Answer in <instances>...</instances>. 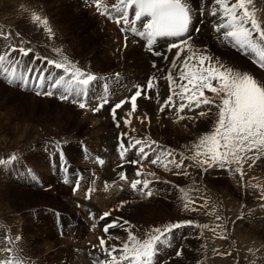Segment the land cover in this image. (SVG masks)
<instances>
[{"label":"bare ground","instance_id":"obj_1","mask_svg":"<svg viewBox=\"0 0 264 264\" xmlns=\"http://www.w3.org/2000/svg\"><path fill=\"white\" fill-rule=\"evenodd\" d=\"M43 1L44 0H39L38 4H32L29 6L27 4V3H29V0H17V1L13 0L11 4H13L14 7L16 6L15 8H19L20 6H22L21 4H23V7L21 8V10H22V13L26 16V22L25 23H27L29 28L31 27L32 29H35L39 33V36H42V39H44V42L46 41L47 45H44V46H48V48L40 49L39 47L38 48L34 47L35 48V56H38L41 59H44L45 63L41 64L39 66L37 63H39L40 61L36 60L35 64L33 65L34 67H37V68L40 67V69L47 68L48 71L44 73L46 78H50V79L52 78V82H53V79L55 77L59 79V77L62 74L65 75L64 69H56L54 67V65H51V66L47 65L46 60L51 59L57 63H64V64L68 65L73 70L75 68H80L81 71L94 74L97 77H99V79H102V78L106 79L107 77L114 75L113 76L114 80L113 79L110 80L108 92L102 94V96H105V95L109 96L111 104H114L115 101H118L127 95L125 91L131 83L133 85L132 90H133L134 86H136V85L146 86V81L151 76H155L156 82L158 85L157 91H159V93H160L159 103H157L155 99H152V100L140 99V100H138L139 109H138L137 113H134L133 116L131 117L132 124L130 126H127V127L124 126L123 124H121L120 128L116 127V124L114 123L111 114L108 113L109 109L106 106L100 112H93V111L89 110L88 107H86L85 109H83V112L80 116L81 118H79L78 120H76V118L80 114V108H76V112H74L73 108L69 107L70 102H58L60 104L59 105L60 109L59 110L55 109L53 112L50 113L52 115L51 119L46 112L47 108L43 107L40 109L42 114H43L42 116H45V114L48 115L46 117L47 122H48V124L50 122L52 124L50 130L56 128V126L60 125L63 122L66 124L65 126L72 124V126H70V128L68 127L69 129L67 131L64 132V128L60 129L59 131H56V133H54L53 136L48 138V141H50L51 145L52 144L54 145V143L57 144L58 143L57 141H64L65 140V142H66L65 144L68 147V145L73 146L75 139L80 140V138L83 139V137H86V138L90 137V138L94 139L92 141V147H91V149H89L87 156H88L89 163L91 164V166L94 168V170L98 174L96 175V177L93 180L90 181V184L86 188L87 190L84 189V186L79 187V190L81 191V194L83 196H86L88 189L92 188L93 191L91 193V198L90 199H84L85 197L84 198H82V197L76 198V196H75V199H70L71 202L72 203L74 202L75 204H76V202H79L80 206L83 209H86L87 211H91V212L93 211V213L95 214V212H97V211H100V212L103 211L104 212V210H105L104 208H106V205L109 204V201L112 202L115 200V196H116L118 187L122 183V181L118 179V173L122 170L118 167L122 162L120 156L118 155V152H119L118 135H119V133L124 132V131H128L131 134V136L135 137V139H141V140L147 142L148 144H152V141H155V144H152V147L155 148L156 151H154V152L150 151L149 152L148 160L149 159H155L156 156L159 155L160 152H162V151L171 150V151H173V155L175 156V159L178 162L180 160L181 154H183V156L186 157V159L184 161V167L186 168V166L189 165V167L187 168L188 172H189V170L192 172H197V174H199V179L202 177L203 174L209 175L211 172L210 169L206 173L203 172L195 164L194 161H192L191 159H188L187 157H190L194 154L193 149H194L195 145L199 142L200 138L203 135L209 133L213 129L212 126L214 127L215 122L218 119V109L214 106L201 105L199 108H194L192 111H189L187 108H185L182 112L179 113V115H177V113H176V108H172L171 110L166 109L163 113L159 111L160 105L163 104L164 100L166 99V97L168 95V81H167L166 77L168 74V70L171 66V59L174 56L175 51H176L175 49H173L171 53H168L167 48H168V45L170 43L178 42V38H167V37L157 38V42L154 45V49L159 50L168 56V59L164 60L160 57L150 55L148 53L146 47H145L146 39L140 38V37H134V34H128V33L124 32L123 41L122 42L120 41L119 45H114V42H115L114 37L117 38V36H119V35H118V30L115 29L114 28L115 26L113 27V24H112V23H114V25H116V22L113 21V16L109 14L108 17L111 19L110 20L111 24H109L110 22L108 23V21L105 18L103 19L102 16L94 15V13H92V12L90 14L89 13L87 14V4L86 3L89 2V0H66V2H68L67 4H64L61 0V2L60 3L58 2L59 4L57 6H55L56 7V10L54 11L55 18H53V19L50 18L49 14L47 16V14L44 13L45 12L44 9L47 7V6L45 7V5H47V4L44 5V4L40 3ZM113 1H114V3L117 2V0H113ZM232 2H235V0H230V3H232ZM45 3H47V2H45ZM190 3H191V5L194 9V12H195V15L193 18L194 24L198 25L200 28L198 35L195 31H191L190 33L186 34V35L191 36L190 43L193 45V47L199 48V49H205L206 48L208 50V52L213 57L219 58L220 62L223 63L226 67H232L234 70L241 71V72H247V73L253 75L254 78H256L258 81L264 82V68H261L260 66L256 65V62L254 60L255 56L253 57L254 54L245 55L241 52V50H239L238 48H236L237 49L236 50L235 48L229 46L225 41H223V42L220 41L221 42L220 43L219 41L216 40L217 37L212 36V33H210V31H211L210 27L212 25L216 28L219 23L224 22L220 19L221 14L220 13L218 14V11H217L216 16H212V18H209V16H211L210 10H213V8H212L213 7V0H190ZM40 4L42 5V7L44 9L40 6ZM246 6H247L249 12L252 13L259 22H261L262 26H264V0H251V3L247 4ZM215 7L217 9L219 8V6H215ZM201 9H203V16L200 15ZM8 10H10V8ZM129 12H130V19H131L134 15V10H129ZM112 13H113V11H112ZM56 14H57V17H56ZM61 14L65 15L66 18L67 17L73 18V16H74L75 19H78L77 22L80 23L78 25V28H80V30H79V36L80 37H73L71 35L72 38H68L69 37L68 33L65 31L66 33L64 34L63 29L61 30L60 28H58L56 21L57 20L59 21ZM37 15L41 17L42 21L43 20L48 21L47 26L43 25L40 22H36L33 20V17L37 16ZM91 15L96 16L97 21H95L94 17H92ZM13 16L15 17L16 15L13 14ZM7 18H9V17H7ZM114 20H116V13L114 15ZM201 20L203 21L202 23H201ZM2 21L3 20L0 19L1 33L2 34L4 33L5 35H7V33L5 32L6 28H10V27H8L7 23L5 24ZM98 21H99V23H98ZM145 22H146V20H145ZM15 24H17V22ZM107 26H109V28H107ZM82 27L85 28L83 31H82ZM123 27H124L123 24L119 25V28L122 29ZM48 28L52 29L51 34L48 33V31H47ZM91 28H92V30L90 31V33H88L89 29H91ZM221 31L222 32L226 31V29H222ZM19 32H20V30H19ZM29 32H30V30H29ZM192 32H194L196 35L192 34ZM207 32L209 34H207ZM62 33L64 36L62 35ZM205 34H206V36H204ZM126 35L128 36L127 47H125ZM218 35H219V37H221L220 33H218ZM29 36H30V34H29ZM29 36L27 35V37H29ZM39 36H37V37H39ZM34 37H35V35H34ZM12 38H13V41H15V43H13V46H15V45L21 46L20 41H19V40H21V37H19L17 35H13ZM40 41L43 42V40H40ZM82 41H84V44L82 43ZM94 42H96V43H94ZM88 45H89V47H87ZM22 47H24V46H22ZM116 47H118V48H116ZM31 48H32V50H34L33 47H31ZM25 49H27V48H25ZM237 52H240V54ZM80 53H82V56L79 59L78 57L80 56L79 55ZM10 58H12V57H10ZM252 58H254V59H252ZM252 60H254V62H251ZM153 62H155L156 67H153ZM23 63H24L23 61L7 62V63H4V65L2 66V70L4 68L7 71H9L10 69H13V70H15V74L20 75V73L23 72V71H21V68L23 66L28 68V66L30 64H33V63H27V64H25V63L23 64ZM15 64H16V66H15ZM26 71H27V69H26ZM116 73H119L118 79L115 76ZM174 75H175V73H174ZM67 76L70 77L71 73H69ZM99 79H97V80H99ZM0 80L9 81L10 79L9 80L7 79V75L3 76L2 74H0ZM16 82H18L17 85L20 89L21 88L27 89L23 85L19 84V82L22 83L20 80H16L13 83V85ZM96 83L97 82L95 80L89 85L90 91L95 90V88H96L95 84ZM4 88H6V87L3 86L2 89H4ZM61 91H63V89L58 88V94L59 95H60ZM117 93H121V94L118 95ZM205 94L210 96V97L212 96V94L210 92H207V91L205 92ZM151 95L153 97H155V95H156L155 91L152 92ZM73 96H75L74 92H73ZM31 98H32V101H34V103L30 104V105L35 106L36 103H39L38 99H36L35 97H31ZM48 98H50V97H48ZM51 98L49 100H51ZM70 99H72V98L70 97ZM40 100L42 102L48 101V100H46L45 96L43 99L40 98ZM92 100H95V97H94V99L88 100L87 104L91 105L92 107H95L97 101L93 102ZM218 102L219 101H217V103ZM176 106L178 107V103ZM63 109H65V110H63ZM68 109H70V110H68ZM209 109H210V111H209ZM36 110H39V109L36 108ZM16 111H17V109H14V111H11L13 113H10V114L5 113L6 118H10V116L11 117L16 116L17 115ZM128 111H130V106H127V107L124 106V108L119 111L118 115L120 117H124ZM200 112H207L208 115L200 116ZM214 112L216 113V118H214V115H215ZM209 115H211L210 121H213V119H215V120L211 123H206L207 120H209V118H208ZM179 116L191 117V119L186 118V119L181 120V119H179ZM22 117H23V119H25V121L30 119V117L27 115H26V117L25 116H22ZM141 118H144L143 122H141ZM87 124L91 125V129L90 128L88 129L85 126ZM178 125H179V127H182L184 132H181L182 130L179 129ZM208 125H209V128H208ZM10 127H11V133L18 134V135L20 133L22 134L23 131L25 132V128H26V127L25 128L23 127L24 128L23 129V128H21L17 125H14V124L11 125ZM60 127H62V126H60ZM133 129H135V131H133ZM89 130H92L93 134L91 136L86 135V132H89ZM60 131H62V133H59ZM40 134H42V133H40ZM20 137H22V136H20ZM179 138H184L185 142L179 143L178 142ZM16 139L17 138H14V141ZM82 139H81V142H83ZM164 139L169 140V143H171V144L167 143ZM68 140H70V141H68ZM37 142L39 143L41 141L40 140L39 141L33 140L32 143H30V147L31 148L36 147ZM169 145H171V146H169ZM21 150H24V149H20V151ZM50 150L53 151L54 149L50 148ZM74 150L75 149H72V151H74ZM33 151H35V149H33L32 151H29V152H33ZM146 151H148V149H146ZM80 154H81V152H80ZM80 154L78 153V156H80ZM84 156H86V155H84ZM80 157H83V156H80ZM70 158L74 159V155L73 154L70 155ZM97 158H102L105 161V164L103 166L98 165ZM132 159H137V155H136L135 151L129 152L127 154V160H132ZM127 160L124 161V165H125V169H126V175L130 176V174H128V173H130L132 171H135V173H136L137 168H136V166L128 164ZM143 160H142L141 164H143L144 162L145 163L147 162V161H145V160L143 161ZM75 161H77V160H75ZM42 163L45 166V163L43 160H42ZM248 163H250V161ZM248 163H245L243 165V171L245 172V176H244L245 180H243L244 178H241L239 173H236L234 171H228V172H230V174H229L230 180L233 179L232 180V182H234L233 184L236 185V183H237V185H238L237 191H238L239 200L241 202L240 203L241 206H240L239 211L235 214L236 211L234 209L233 213L230 214L231 211L229 210V202L227 200L228 198L226 199V197H227L226 193L227 192L223 193V197H222L223 200H220L221 197L218 196L219 197L218 202L221 203V205L219 207H220L221 212H222L221 213L222 216L220 218L223 220L224 224L226 225L225 227H227L228 230H229V228L234 230V228H237L238 226H243L245 224L246 220H253L254 221L255 218H256L257 222H259L258 224L260 226L264 227V199L261 198L262 195H264V193L261 194V193H259V191L254 192V193L250 192V191H253L250 188V185L252 184V182L253 183H257V182L263 183L264 182V158H261L260 160H258L256 162V164L254 166H252L251 168L248 166ZM40 164H41V161H40ZM76 164H77V162H76ZM20 165H21V162H19L18 166H20ZM18 166L10 167L11 169H8V170L10 172L15 171V169ZM139 167H141V166L139 165ZM169 167H170V165L167 168H164V166L160 163H157L155 165L152 164L151 166H147V172H143L144 174H142V175L144 177L147 176L149 178L148 180L150 181V183L153 181V185L157 182L162 183L159 175H163V174H161L159 172L162 171V169L167 170V169H169ZM233 167H235V166H233ZM158 168H160V169L158 170ZM17 169L19 170V172L18 173L15 172L14 174H16V175L18 174V176L24 174L22 168L18 167ZM212 170H217L218 172L221 173L220 174L221 176L225 175L224 174L225 170H220L218 168H212ZM250 170L253 171V175L255 176V179L253 178V176L249 172ZM142 171H144V170L142 169ZM212 172H215V171H212ZM228 172H226V173H228ZM148 173H152L154 175H147ZM197 174H196V176H197ZM193 175H192V177H193ZM192 177H190V178H192ZM237 178L242 180V181H237ZM27 179H29V178H27ZM24 180H26V179H24ZM46 180H48V179H46ZM250 180H253V181H250ZM198 181L200 182V184H202L203 187L206 184L205 180L200 179ZM219 181H221L222 184L225 183L226 187L229 184H231V183H228L226 180H224V178L219 180ZM106 183L109 185L108 187L105 186ZM161 183H160V185H161ZM81 184L82 183H80V186H81ZM196 184H198V183H196ZM247 184H249V187L247 186ZM60 186H61V188H63L65 190L66 186H64L63 184H61ZM140 186L142 187V184ZM163 186L166 187L165 184H163ZM243 186H244V188H243ZM194 187H195L194 185H191V186H185L184 188H182V190H183L182 199L184 198L185 201H187V203H190L189 207L191 209H193V208L195 209L197 207V205L193 201L196 198V197H194V193H193L194 191L191 190ZM197 187H196V189H197ZM253 187H254V185H253ZM32 188H34V187L30 186L27 188V190H29L31 192H35V193L39 192V190L34 191V190H32ZM97 188H99L98 191L96 190ZM53 189H55V188L53 187ZM22 190H23V188H22ZM19 191H20V189H19ZM212 191L214 194V190H212ZM212 191L210 190L208 192H212ZM55 193H56L55 196L52 198L53 204H58V206L62 205L61 201L58 200L59 194L57 193V191ZM77 193H78V191H77ZM32 194H34V193H32ZM81 194L79 193V195H81ZM144 194L146 195L147 192H145ZM210 194L212 195V193H210ZM191 197H192V199H190ZM69 198H70V196H69ZM141 198L143 199V197H141ZM195 200H197V199H195ZM68 202H69V200H68ZM133 204H136L137 206H142V207H140L141 217L139 219L134 218V217H132L130 219L128 217L129 215L133 216L131 214V212L133 211L132 205H126V206L123 205V206H120L117 208L115 207L117 210L116 215H120V216L124 217L125 219H130L137 226H140V227L136 226L137 228H139L137 230V232L141 231L138 233L137 238L139 240H141V239L143 240V239L147 238V236H146L147 234L143 232V230H146L145 228L149 223L147 221H150V220L155 219V218L156 219L161 218V220H162L164 212L161 211L160 209H163V208H162V206H160L161 204L156 206V205H154V203L149 204L147 206H143L145 204V202H143L142 200H141V203L137 201ZM242 204H243L244 208L242 207ZM162 205H163V203H162ZM134 206L135 205H133V207ZM151 206H154L155 209L152 210ZM256 206L260 207L261 211L254 214L253 209L256 208ZM208 207H210V206H208ZM237 207H238V205H237ZM62 208L66 209L64 206H61L60 209H62ZM208 209H210V211H211V208H208ZM200 210L204 211L202 208ZM205 210H207V209H205ZM216 211L219 212V210H216ZM91 212H89V213H91ZM103 212H101V213H103ZM138 212H140V211H138ZM195 212L196 211H194V213ZM195 214H198V215L205 214V211H204V213H198L197 212ZM218 214L220 215V212ZM214 216L215 215H212V217H214ZM179 217H180V214H179ZM59 219L57 218V224H60V226H59L60 228L64 229L65 227H67L69 225L67 223V221L64 220L63 217L62 218L59 217ZM54 221H55V218H54ZM10 223H12V222H10ZM103 223H105V222H103ZM16 224L17 223H15V225ZM18 225L19 224H17V226ZM23 225H24V223H23ZM69 226L71 227V225H69ZM160 227H162V226H160ZM70 230L71 231L73 230L76 233L80 232L78 234H85V232L84 233L82 232L83 225H81L79 222H77L75 224V226L71 227ZM122 230H124V229H122ZM208 230H209V233H208L209 236L207 235V237H211V238H208L207 241H208V243L214 242L213 241L214 239L212 237V234L214 232L212 231L213 232L212 233L211 229H208ZM245 230H246V228H245ZM61 231H63V230H60V232ZM179 231H183V229H180ZM236 231H237V229H236ZM109 232H110L109 235H111V238L110 239L108 238L106 240L108 247H111L112 243L117 245V242L119 241V239L116 240V235H118L117 232L119 233V236H121L122 238L124 237V236H122L123 233H122L121 229L112 228L109 230ZM89 233H91V232H89ZM104 234L106 235V233H104ZM171 235L172 236H170V238H169L170 243H168L170 246L173 243V242L171 243V241L174 240L173 237L176 234L174 236H173V234H171ZM88 236L86 239L87 241L85 240V243L90 241ZM240 237H241V235H240ZM96 238H98V237L96 236ZM99 238H100V236H99ZM175 238H177V237H175ZM184 238L182 236L179 238V241H180L179 243H180L181 247L186 245L185 244L186 240H184ZM23 239L25 240V237ZM253 239H255V237ZM20 240H22V239H20ZM82 240H84V239H82ZM217 241L215 240L216 243H218ZM231 242L233 243V241H231ZM242 242L245 244V242H247V241H244V239H243ZM236 243H239V242L236 241ZM4 244L7 245V243H3V238H2V235L0 234V261L11 260L13 263L18 262L19 260H21V258H18L17 257L18 254H16V253H19L18 250H20V249H21L20 250L21 252L25 251V255H27V253L29 255H31L29 253V251L28 252L26 251L27 248L25 246H20V245L19 246L18 245H10L9 246L8 245V247H5ZM30 245L32 246L33 244H30ZM122 245L123 244H121V246ZM218 245H220V244H218ZM129 246H132L131 243L129 244ZM207 246H209V245H207ZM215 246H216V244L213 243V245L211 247H209V249H210L209 253L210 254L214 250H216ZM224 246L225 245H223L222 248L226 250L227 248H224ZM228 246H230V245H228ZM89 247L90 246L88 244H87V246H85V244H81L78 247H75L73 245H68V244H62L60 247H58L57 252L55 253V257L57 258V264L58 263L59 264H99V260L110 259V257L106 256V254L101 253L100 248H99V250H96L97 247L96 248L94 247V251H91ZM242 247L245 248V246H242ZM246 247H247V245H246ZM235 248H237V247H235ZM9 249H11V251H9ZM223 249H222V251H223ZM225 250H224V252H225ZM242 250H243V248H242ZM247 250H248V248H247ZM227 251H229V250H227ZM239 252H240V250H239ZM170 253L173 255L172 257L175 258V259L171 258L172 260H174V263L175 264L180 263V262H178L179 261L178 257L174 256V254L172 252H170ZM170 253H168L167 255L171 256ZM209 253H207V254H209ZM215 253H216V251H215ZM236 254H238V253H236ZM19 255H20V253H19ZM23 255H24V253L22 254V256ZM31 256H33V255H31ZM116 256H117V258L119 257L118 255H116ZM235 256H237V255H235ZM235 256H234V258H235ZM23 257H26V256H23ZM30 257H29V259H30ZM207 257H208V255H207ZM164 259H166V256ZM20 264H46V263H45V261L39 262L37 260L35 261L33 259H30V260H22L20 262ZM55 264H56V262H55ZM161 264H166V262H164V263L161 262Z\"/></svg>","mask_w":264,"mask_h":264},{"label":"rangeland","instance_id":"obj_2","mask_svg":"<svg viewBox=\"0 0 264 264\" xmlns=\"http://www.w3.org/2000/svg\"><path fill=\"white\" fill-rule=\"evenodd\" d=\"M12 1L13 0H0V19L3 20L2 21L3 23H5V24L7 23L8 27H10V28H6L5 32L7 33V35H5L4 33L2 34L1 30H0V55H4L5 53L8 52V49L13 48V47L19 48V47L24 46L25 48H31V47H33V48L39 47L40 49L48 48V46H44L47 44H46V41L44 42V39H42V36H39V33L35 29H32L31 27L29 28L27 23H25L26 22V16L22 13V10H21V8L23 7V4H21L22 6H20L19 8H15L16 6L14 7V5L11 4ZM38 2H39V0L38 1L37 0H31L30 1L29 0V3H27V4L30 6L32 4H38ZM45 2H47V3H45ZM58 2L60 3L61 0H48V1L44 0L43 2H40V3H42L44 5L47 4V5H45V7L46 6L47 7L44 9L41 4H40V6L45 10L44 13L47 14V16L49 14L50 18L53 19V18H55V14H54V11L56 10L55 6H57L59 4ZM62 2L64 4L68 3V2H66V0H62ZM113 4H115L113 0H100V7L98 9L97 5H96V0L90 1L87 3V5H88L87 14L88 13L90 14L92 12V13H94V15L102 16L103 19L105 18L108 21V23L110 22L109 24H111V21H110L111 19L108 16L110 14L114 18V13H116V12H114L115 9H113V7H112ZM9 8H10V10H8ZM112 11H113V13H112ZM217 11H218V9H217ZM219 13L220 12L218 11V14ZM13 14H15L16 16L14 17ZM94 15H91V16L94 17L95 21H97L96 16H94ZM212 16L213 15L209 16V18H212ZM7 17H9V18H7ZM56 17H57V14H56ZM77 21H78V19H75L74 16H73V18L72 17L66 18L65 15L61 14L59 21L57 20L56 23H57L58 28H60L61 30L63 29L64 34L66 32L68 33V36H69L68 38H72L71 35L73 37H80L79 36L80 28H78V25L80 23H78ZM16 22H17V24H15ZM98 23H99V21H98ZM112 24H113V27L115 26L114 28L118 30V27H116V26H118L119 24H117V23H116V25H114V23H112ZM121 25H122V23H121ZM17 28L20 30V32ZM107 28H109V26H107ZM210 28H211L210 30H212V31L214 29L213 35H216L214 37L221 38V37H219L218 32L216 31L215 27H210ZM84 29L85 28L82 27V31ZM29 30H30V32H29ZM91 30H92V28L89 29L88 33H90ZM63 33H62V35H63ZM210 33H212V32L210 31ZM29 34H30V36H29ZM192 34L196 35L194 32H192ZM198 34L199 33H197V35ZM207 34H209V33L207 32ZM13 35H17V36L21 37V40L18 39L20 41L21 46H18V45L13 46V43H15V41H13V38H12ZM27 35L29 37H27ZM34 35H35V37H34ZM118 35L119 36H117V38L114 37V41H115L114 45H119V42L120 41L122 42V40H123V38L121 36L122 32L118 31ZM37 36H39V37H37ZM204 36H206V34ZM5 37H8V38L5 39ZM40 40H43V42ZM82 43L84 44V41H82ZM94 43H96V42H94ZM229 46H231V45H229ZM87 47H89V45ZM35 48L32 51V53H30L27 57L21 56L19 52H13V53H11L12 55L9 54L8 58L6 59L7 61L5 60L3 62H0V74H2L4 72V70H2V66L4 65V63L14 62V61H23L25 64L33 63L32 57L35 56ZM116 48H118V47H116ZM237 53L240 54V52H237ZM79 55L80 56L78 58L80 59V57L82 56V53H80ZM10 57H12V58H10ZM252 59H254V58H252ZM254 60H252L251 62H254ZM16 64H15V66H16ZM37 64L39 66L41 65L40 62ZM256 65H258V64L256 63ZM26 69L27 68L25 66H23L21 68V71H23V72L20 73V75H23L24 72L26 71ZM9 71L7 73V77L9 76L8 80L11 78L13 69H10ZM113 76L114 75L107 77L108 79L102 78V79L96 80L97 83L95 85H96V89L98 90V92H100L102 90V88L105 89L104 85L107 83L109 84L110 80H112V79L114 80ZM65 78L68 79L70 77L65 76ZM54 79L56 80L58 78L55 77ZM54 79H53V82L55 81ZM51 81H52V78H51ZM103 82H106V83L103 84ZM17 84H18V82H16L13 85V83L11 84V83H9V81L0 80V234L2 235L3 243H7V245L4 244L5 247H8V245L9 246L10 245L25 246L27 248L26 251L27 252L29 251V253L31 255H33V256H31L28 253H27V255H25V251L22 250L23 252H21L20 251L21 249L18 250L21 256L19 255V253H16V254H18V256H17L18 258H21V260H19L20 262L22 260L33 259V260H35V261L37 260L39 262L45 261L46 264H51V263L55 264V262L57 264V258L55 257V253L57 252L58 247H60L62 244L73 245L75 247H78L81 244H85V246H87V244H88L90 246L89 248L91 251H94V247L95 248L97 247L96 250H99V248H100V246H98V244H99L98 241H100L99 239L101 237H103L105 240H107L108 238L109 239L111 238V235H109L110 232L107 233L106 235L104 234L105 232L103 231V229H104L105 224L111 223L113 220H117V218H119L118 223H120L122 225V227H117V229H121V231L123 233L122 236H124V237L122 238L121 236H119V233L117 232L118 235H116V237L119 238V241L117 242V245L113 244V243H112V245H115L118 248H122L123 245L121 246V244L126 242L128 239V232H126L125 229H128L129 226H132L131 231H132V234L135 236H137L138 233L141 232V231L137 232V230L139 229L137 227H140V226H137L130 219L132 217L138 218V219L141 217L140 207H142V206H137L136 204H133V203H135L137 201L141 203V200H142L143 202H145V204L143 206H147V205L153 204V203L156 206L161 204L160 206H162L163 209H160V210L164 212L162 220H161V218H159V219L155 218V219H152L150 221H147L149 223L145 228L146 230H143V232L147 234L146 236L151 234V232H152L151 230H153L154 227L162 226L161 228H163L165 225H167L169 223H176V222H182L185 220H191L193 222V225H198V226L182 227V228H178V229L174 230L171 233V234H173V236L176 234L173 237L174 240L171 239L172 240L171 243L172 242L173 243L170 246L168 244V243H170V239H169V242L167 244H162L159 246L164 250L165 255L160 253L158 256H156L154 258L155 264H161V262L162 263L166 262V264H175L174 260L171 259L174 257H172L173 255L170 252H172L174 254V256L178 257V259H179L178 262H180L178 264H246V263L247 264H264V227L260 226L258 224L259 222H257L256 218L254 221L253 220H246V222L243 226H238L237 228H234V230L231 228H229V230H228L227 227H225L226 225L224 224L222 219H220V220L216 219L217 215L219 217L222 216V214H221L222 212H221V209L219 207L221 205V203L218 201H219V197H221L220 200H223L222 197H223L224 192L225 193L227 192L226 193V195H227L226 199L228 198L227 200L229 202V210L231 211L230 214L233 213L234 209L236 211L235 212V214H236L239 211L240 206H241L240 205L241 202L239 200L238 191H237L238 185H237V183H236V185L233 184L234 183V182H232L233 179L230 180V178H229L230 172H228V171H225V173H224L225 175L221 176L220 175L221 173L218 172L217 170L210 169L211 172L209 175L203 174L204 176L202 175V177L200 178L201 180L206 181L207 185L205 184L204 185L205 188H204L202 186V184H200V182L198 181L200 179H199V174H197V172H192L189 170L188 175H184L183 174L184 168H181L178 170L173 165H170L169 169H167V170L162 169V171H160V172L158 171L159 173L163 174V175H159V176H160L162 183L165 184L166 187H164L161 182H160L161 185L159 182H157L153 185V181H152L150 183L151 185L149 184V189L152 191L153 195L150 197L147 194H146L147 196L144 194L149 189H145L144 193L141 194V191L139 190L141 188L140 185L137 187L136 190H133L131 188V181H133L135 179H140L141 181H144L145 179L148 180L149 178L147 176L144 177L143 175L137 176L136 174H133L131 172L130 176L127 178V181H122V183L118 187V190H117V193L115 196V200L112 202L109 201V204H107L106 208H104L105 209L104 212L110 211L111 215L109 217L105 218L103 221L100 220V216L103 214L101 212H103V211H101V212L97 211L94 214L93 211L91 212V211H87L86 209H83L80 206L79 202H76V204L74 202L72 203L70 199H75V196H76V198H81V197L84 198L85 197L84 199H86V196H83L81 194L80 190H78V193H77V191L76 192L73 191V188L75 187L77 179H79L80 183H82L80 187L84 186V189H86L88 187V185L90 184V181L93 180L96 177V175L98 174L94 170V168L91 166V164L89 163L88 156H83L82 154H80V152L85 154L87 151H89V149H91L92 141L94 139H92L90 137H87V138L83 137V139L80 138V140L75 139V142L73 143L74 147L69 146V145L67 147V145L65 144L66 143L65 140L64 141H57L58 143L57 144L54 143V145L52 144L53 145L52 146L50 144V141H48V138L53 136V134L56 133V131H59L60 129L64 128V132L67 131L70 128V126H72V124L65 126L66 124L63 122L60 125L56 126V128L50 130L52 124H51V122L48 124L46 117L49 115V117L51 119L52 115L50 113L53 112L55 109H58V110L60 109L59 108L60 104L58 102H70L69 107L73 108L74 112H76V108H79L78 103L71 102L72 99H69V100L60 99V95L58 94V89L53 90V96H51L52 98L50 97L51 100H49L50 98H48V96H45L46 100H48V101L42 102L40 100V98L43 99L44 95H42V94L37 95L36 92L34 90H32L31 88H27V89L21 88L20 89ZM19 84L22 85V83H20V82H19ZM3 86H5L6 88L2 89ZM46 90H48V80L47 79L45 80L44 88L40 89V91L43 92ZM97 94L98 93L95 91L93 92V90L88 92L87 101L94 99V97L96 100ZM31 97H35L36 99H38L39 103H36L35 106L30 105V104L34 103V101H32ZM95 100H93V102H95ZM43 107L47 108L46 112L48 115L45 114V116H42L43 114H42L40 109ZM36 108H38L39 110H36ZM14 109H17V111H16L17 115L12 116V117L10 116V118H6V114L13 113L11 111H14ZM63 110H65V109H63ZM68 110H70V109H68ZM82 112H83V110L80 109V114L77 116L76 120L81 118L80 116H81ZM108 113L111 114L110 111H108ZM214 114H215L214 118H216V113L214 112ZM26 115L29 116L30 119L25 121V119H23L22 116L26 117ZM210 117H211V115H209V117H208L209 120H207L206 123H211L215 120V119H213V121H210ZM13 124L17 125L21 128L26 127L25 132L23 131V133L22 134L20 133L19 135L11 133V127L10 126ZM60 126H62V127H60ZM85 126L88 129L89 128L91 129V125H89V124H87ZM178 127H179V125H178ZM208 128H209V125H208ZM212 128H213V126H212ZM179 129L182 130L181 132H184L182 127H179ZM40 133H42V134H40ZM59 133H62V131H60ZM92 134H93L92 130H89V132H86L87 136H91ZM20 136H22L23 138ZM14 138H17V139L14 141ZM81 139L83 140V142H81ZM33 140H36V141L40 140L41 142H39V143L37 142L36 147L31 148L30 143H32ZM70 140H68V141H70ZM164 140L167 143H169V140H167V139H164ZM178 142L184 143L185 139L179 138ZM169 144H171V143H169ZM169 146H171V145H169ZM50 148L54 149V150L52 151V150H50ZM20 149H24V150L20 151ZM33 149H35V151L29 152V151H32ZM72 149H75V150L72 151ZM78 153L80 154V156H83V157L78 156ZM72 154L74 155V159L70 158V155H72ZM13 157H15V159H13ZM161 158L163 160L165 159V162H166L167 160H170L172 157H166V158L161 157ZM42 160L44 161L45 166L43 165ZM75 160H77V161H75ZM144 160L147 162L140 164V166H141L140 168L144 170L143 172H147V166L152 165L151 161L153 159L148 160V157H147ZM40 161H41V164H40ZM19 162H21L20 166H18ZM76 162H77V164H76ZM16 166L22 168L24 174H22L20 176H18V174L17 175L14 174L15 172H17V173L19 172V170L17 169L18 167L16 168L17 170L15 169V171L10 172L8 170V169H11L10 167H16ZM188 167H189V165L186 166V168H188ZM159 169L160 168H158V170ZM212 171H215V172H212ZM226 172H228V173H226ZM249 172L251 173V175L255 179V176L253 175V171L250 170ZM196 174H197V176H196ZM192 175H193V177H192ZM135 176H136V178H132ZM244 176H245V172H244ZM244 176H243V178H244L243 180H245ZM190 177H192V178H190ZM27 178H29V179H27ZM223 178H224V180H226L228 183H231V184H229L226 187L225 183L222 184V182L219 181ZM24 179H26V180H24ZM46 179H48V180H46ZM66 179H67V182H65ZM237 181H242V180L237 178ZM250 181H253V180H250ZM60 183L63 184L64 186H66L65 190L63 188H61ZM196 183H198V184H196ZM191 185L195 186L194 187L195 189L193 188L191 190L194 191L193 192L194 197H196L195 199H197V200H195V199L193 200L194 203L197 205V207L195 208V211H196L195 213H197V212L198 213H204V211H205V214L198 215V214H195L194 211L190 210L191 209L190 207L188 209H186L184 207V205L187 203V201H185L184 198L182 199V196H183L182 195V192H183L182 188H184L185 186H191ZM253 185H254V187H253ZM30 186L34 187V188H32V190H34V191L39 190V192L35 193V192H31V191L27 190V188ZM247 186L249 187V184H247ZM53 187L55 189H53ZM196 187H197V189H196ZM22 188H23V190H22ZM243 188H244V186H243ZM250 188L253 190V191H250L251 193L259 191V193L262 194V193H264V182L263 183L262 182L261 183H259V182L253 183L252 182V184L250 185ZM19 189H20V191H19ZM96 190L98 191L99 188H97ZM210 190L211 191L214 190V194H213V191L208 192ZM56 191L60 195V196L58 195V197H59L58 200L61 201V204H62L59 206H58V204H53V201H52V198L55 196ZM32 193H34V194H32ZM79 193L81 195H79ZM210 193H212V195ZM69 196H70V198H69ZM141 197H143V199ZM190 199H192V197ZM68 200H69V202H68ZM205 202H207V207L202 206V204L204 205ZM162 203H163V205H162ZM188 204L190 205V203H188ZM123 205H125V206L126 205H132L133 211L131 212V214L133 216L129 215L128 217L130 219H125L124 217H122L120 215H116L117 214L116 208L123 206ZM133 205H135L136 207L134 206L135 207L134 208ZM237 205H238V207H237ZM61 206H64L66 209H63V208L60 209ZM208 206H210V207H208ZM242 207H243V204H242ZM151 208H152V210L155 209L154 206H151ZM201 208L204 211H201L200 210ZM208 208H211V211ZM205 209H207V210H205ZM216 210H219L220 215L218 214L219 212ZM253 210H254V214L261 211L260 207H258V206H256V208H254ZM138 211H140V212H138ZM89 212H91L93 216L89 215L90 214ZM179 214H180V217H179ZM212 215H215V216L212 217ZM59 217L60 218L63 217L64 220L67 221V223L69 225H71V227L75 226V224L77 222H79L81 225H83L82 232L83 233L85 232L86 235L85 234H78L80 232L76 233L73 230L71 231L70 230L71 227L69 225L67 227H65L64 229L60 228L59 227L60 224H57V218L59 219ZM54 218H55V221H54ZM125 220L128 221L129 224L124 225L123 221H125ZM9 221L12 223H10ZM103 222H105V223H103ZM15 223H17L19 225L17 226V224L15 225ZM23 223H24V225H23ZM204 224L209 225V227H207V229H206L205 227H203ZM244 227L246 228V230ZM214 228L216 229L215 231H213ZM122 229H124L125 231ZM180 229H183V231H179ZM208 229H211V232L212 231L214 232V233L212 232L213 233L212 237L214 239L213 240L214 242H210L211 244L208 243V241H207L208 238H211V237H207V235L209 233ZM236 229H237V231H236ZM60 230H63V231L60 232ZM89 232H91V233H89ZM171 234H170V236H172ZM240 235H241V237H240ZM87 236L89 237L90 241L85 243ZM96 236L98 238H96ZM99 236H100V238H99ZM170 236H169V238H170ZM181 236L183 238L185 237L184 240H186L185 241L186 245H184L182 247L180 246V243H179L180 242L179 238ZM17 237H19V240L16 239ZM24 237H25V240L23 239ZM175 237H177V238H175ZM244 237L245 238L247 237L246 238L247 240ZM254 237H255V239H253ZM81 238L84 240H82ZM20 239H22V240H20ZM243 239H244V241H247V242H245V244L242 242ZM116 240H118V239H116ZM215 240L216 241L218 240L217 241L218 243H216ZM230 240L233 241L234 244ZM236 241H238L239 243H236ZM213 243L216 244V246H215L216 250H214L210 254L209 253L210 252L209 247H211L213 245ZM30 244H33V245L31 246ZM218 244H220V245H218ZM207 245H209V246H207ZM223 245H225L224 248H227L226 250L222 248ZM228 245H230V246H228ZM246 245H247V247H246ZM242 246H245V248ZM164 247H166V248H164ZM235 247H237V248H235ZM242 248H243V250H242ZM247 248H248V250H247ZM222 249H223V251H222ZM178 250L182 252V254L180 256L176 255V252ZM224 250H225V252H224ZM227 250H229V251H227ZM239 250H240V252H239ZM215 251H216V253H215ZM23 253H24L23 256H26V257L22 256ZM168 253H170L171 256H168L167 255ZM207 253H209V254H207ZM236 253H238V254H236ZM115 255L119 256V253L117 252ZM207 255H208V257H207ZM235 255H237V256H235ZM165 256H166V259H164ZM234 256H235V258H234ZM29 257H30V259H29ZM13 264H17V262H15Z\"/></svg>","mask_w":264,"mask_h":264},{"label":"snow or ice","instance_id":"obj_3","mask_svg":"<svg viewBox=\"0 0 264 264\" xmlns=\"http://www.w3.org/2000/svg\"><path fill=\"white\" fill-rule=\"evenodd\" d=\"M251 0H213V10L210 15H217V8L224 22L219 23L216 31L221 34V39L228 42L233 48H238L245 55L254 54L255 62L261 68H264V26L255 16L249 12L247 4ZM97 8L100 7V0H96ZM116 12V23L123 24L122 31L128 34H134V37L146 39V49L152 56L160 57L164 60L168 59L165 53L154 49L157 38H178V42L168 45L167 52L171 53L175 49V54L171 59V66L168 70V95L163 104L160 105V112L166 109L176 108L179 115L185 108L192 111L201 105L214 106L218 109V119L213 129L203 135L199 142L195 145L194 154L191 159L203 171L218 168L225 171H234L239 173L241 178L244 176L243 165L248 163L251 168L258 160L264 158V82L258 81L253 75L247 72L234 70L232 67H226L220 62L219 58L213 57L208 50L194 48L190 43L191 36L186 35L191 31L198 33L200 28L194 24V9L190 0H117L112 5ZM129 10H134V15L129 19ZM203 16V9L200 10ZM33 20L47 26V20H41L40 16H34ZM146 20V22H145ZM203 21L201 20V23ZM226 29V31H221ZM48 33H52V29H47ZM8 37H5L7 39ZM125 47H127L128 36L125 37ZM31 48L24 47L10 48L4 55H0V62L5 61L8 55L13 52H19L21 56L27 57L32 53ZM39 60L41 64L45 63L44 59L33 56V64H30L27 71L23 75L14 74L9 83L20 80L26 88H31L37 95L53 96V90L61 88L60 99L69 100L78 103L80 109L86 107L93 112H100L105 106L110 105V112L117 128L130 126L132 124L131 117L137 113L139 109L138 100L155 99L159 103L160 93L157 91V82L155 76H151L146 81V86H134L131 94L126 98H121L118 102L111 104L108 95L98 99L96 106L92 107L87 104V88L95 80L99 79L94 74L83 72L80 68L71 69L64 63H57L51 59H47V65H54L56 69H64L65 75H61L54 82L50 78H46L44 73L47 68L40 69L34 67L35 61ZM153 67H156L153 62ZM71 73L70 78L66 79ZM175 73V75H174ZM118 79L119 73L115 74ZM48 79V90L40 91L45 86V80ZM107 91L108 85H104ZM156 93L155 97L151 95ZM210 92L212 96H208L205 92ZM73 92L75 96H73ZM217 101H219L217 103ZM178 103V107L176 106ZM125 105H130L124 117L118 115ZM210 111V109H209ZM208 115L207 112H200V116ZM191 119V117L179 116V119ZM144 118H141L143 122ZM135 131V129H133ZM155 144V141H152ZM152 144L141 139H135L128 131L119 133L118 135V155L121 158V164L118 166L122 169L118 173V179L127 181L126 169L124 161L127 160V154L135 151L137 159L127 160L128 164L136 166V175L141 176L143 173L139 167L142 160L149 156L150 151H156ZM148 149V151H146ZM161 157H172L171 160H162ZM15 159V157H13ZM186 157L181 154L179 162L175 159L173 151L165 150L160 152L155 159L151 161L153 165L160 163L165 168L173 165L177 169L184 168L183 174L188 175L187 168L184 167ZM100 166L105 164L102 158H97ZM235 166V167H233ZM147 175H154L148 173ZM67 182V179L65 180ZM141 194L145 189H149L150 181L145 179H135L131 181V188L136 190L141 185ZM109 185L106 183L105 185ZM80 180L77 179L73 191L79 190ZM93 189L89 188L86 199L91 198ZM147 195H153L149 189ZM264 199V195L261 197ZM203 207H207L205 202ZM186 209L189 204L184 205ZM195 211V209H190ZM92 215V213H90ZM111 212H104L100 216V220L109 217ZM217 220L221 218L216 217ZM117 220L105 224L103 231L107 234L112 228L122 227ZM124 225L129 224L123 221ZM198 226L193 225L191 220L182 222L169 223L163 228L155 227L151 234L144 240H139L137 236L132 234L131 227L125 229L128 232V239L123 243L122 248L115 245L107 246V241L101 237L100 251L110 259L99 260V264H154V258L160 254V245L169 242L170 234L182 227ZM207 228L209 225L204 224ZM219 227V226H218ZM216 229L214 228L213 231ZM19 240V237L16 238ZM116 239H119L116 237ZM131 243V247L129 244ZM11 251V249H9ZM119 253L117 258L115 253ZM181 251H177L176 255L180 256ZM0 264H13L11 260L0 261ZM20 264V262H17Z\"/></svg>","mask_w":264,"mask_h":264}]
</instances>
